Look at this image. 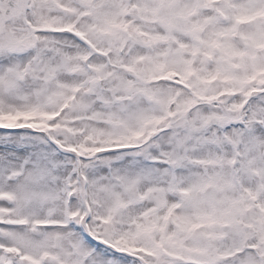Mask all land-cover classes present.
<instances>
[{"label":"snow or ice","instance_id":"1","mask_svg":"<svg viewBox=\"0 0 264 264\" xmlns=\"http://www.w3.org/2000/svg\"><path fill=\"white\" fill-rule=\"evenodd\" d=\"M0 264H264V0H0Z\"/></svg>","mask_w":264,"mask_h":264}]
</instances>
